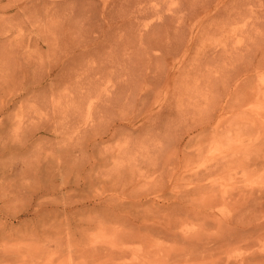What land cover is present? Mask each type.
<instances>
[{"label":"rangeland","instance_id":"1","mask_svg":"<svg viewBox=\"0 0 264 264\" xmlns=\"http://www.w3.org/2000/svg\"><path fill=\"white\" fill-rule=\"evenodd\" d=\"M24 1L0 4V65L6 66L0 68V101L8 90L7 107L0 116V264H264V230L218 233L212 219L187 214L190 176L203 171L196 164L200 151L185 146L187 137L176 151L178 138L185 136L183 85L201 68L223 67L222 61L206 65L208 50H221L230 40L229 51L243 49L238 57H245L246 38L238 39L252 29L251 56L258 55L259 48L264 54V0H241L250 12L247 17L257 21L243 16L241 25L231 26L210 18L211 11L205 17L197 14L205 1L216 0H113L106 8L111 21L107 19L105 37L97 41L99 49L77 59L71 58L73 54L63 56L74 45L79 48L101 35L95 32L101 24L89 20L91 5L101 9L98 0H29L25 7ZM141 1H148L143 10ZM190 10L197 11L196 19L195 15L190 19ZM56 66L58 75L53 74L49 84L45 76ZM6 77L8 89L1 83ZM263 77L264 72L255 74L254 84H261ZM175 85L176 93L171 91ZM250 119L240 126L257 123ZM37 125L42 133L20 149ZM108 129L111 137L103 136V143L94 141ZM211 132L208 129L204 138ZM240 134L245 141L257 137ZM221 137L212 136L219 144L217 151L226 140L229 144L235 139ZM252 153L239 155L242 161L228 176V189L235 184L236 192L264 190L263 167L254 173L242 167ZM191 154L194 166L187 161ZM217 160L223 168L228 162ZM218 162L207 164L204 171H222ZM211 184L220 189L221 182L217 185L212 179ZM189 198L199 202L205 194ZM253 199L249 197L251 203ZM228 213L242 227L264 217V210L222 209L224 217Z\"/></svg>","mask_w":264,"mask_h":264},{"label":"bare ground","instance_id":"2","mask_svg":"<svg viewBox=\"0 0 264 264\" xmlns=\"http://www.w3.org/2000/svg\"><path fill=\"white\" fill-rule=\"evenodd\" d=\"M30 1L32 2V0H30ZM30 1L29 0H25L23 2L24 7ZM112 1L113 0H98L97 1L98 2V6L101 7V9H95L96 7L93 8V5H91L93 10H91L92 11V14H91L92 16L90 17L89 20H91V18H92V20L93 19L95 20V23L99 22L101 24L100 28H102V29L99 28L97 30V28H96V30H97L96 31L95 28H94L95 32H98L101 35L99 37H97L95 40H94V38H95L94 37L93 39H90L86 43L85 42L80 43L79 46L80 45L81 46L79 48H78V45L75 46L73 44L74 46L72 48L71 53L69 52V53H65V55L63 54L64 55L63 56L64 59H66L67 56H70L68 54H73V57H71V58L72 59H77V58L81 57V55L91 52L92 49L93 50L96 49V48L99 49V47L97 46L99 42H97V41H99V39L101 37H105V35H104L105 34L104 30L106 29L105 27L111 21L110 17H113L110 14V16H109L110 19H108V14H107V10H106L107 6ZM212 1H215V0H212ZM240 1L241 0H216V2L205 1L204 4L201 5L200 13H199V11L198 12L196 11V12H197L198 15L199 14H203L204 17H205L211 11V15L209 14L208 16H210V18H212V19H217V20L220 19L218 22L221 25H224V26L225 25L229 26L230 24H234V23L238 24L240 21L244 22L246 18L247 19L250 18V17H247L248 16L247 13H248L249 10L246 11L248 9L246 3L242 4ZM1 2H2V0H0V4H1ZM243 2H244V0H243ZM147 3H148V1L147 2L141 1L140 4H142V5H140V8L143 10V8L145 7V5H147ZM135 5H134V7H135ZM245 5H246V7H245ZM243 6H244L245 10L242 9ZM13 7L16 9V8L19 7V4L18 5L17 4H13ZM24 7L21 10H23ZM136 7H137V5H136ZM138 7H139V5H138ZM140 8H138V9H140ZM133 9H135V8H133ZM136 11H137V8L135 9V16L138 14V13L136 14ZM139 11H141V10H139ZM196 12L194 11V13H193L191 10L189 11V13H192V14L189 15V16H191L190 19L193 17L192 15H195L194 18L196 19V17L198 16V15L196 16ZM133 13H134V11H133ZM145 14H146V11H145ZM145 14L142 15V16H145ZM243 16H245L246 18L244 17L245 19L244 18L242 19ZM249 16H251V15H249ZM121 17H123V15ZM182 17L187 18L186 16H182ZM124 18H125V16H124ZM252 18H250V19H252ZM107 19L110 20L108 23H107ZM132 19H133V17H132ZM140 19H142V18H140ZM255 19H256V17H254V19H252V21L256 22L257 20L255 21ZM191 20H193V18ZM131 21H130V23H131ZM220 21H222V22H220ZM252 21H250V23ZM259 21H261V20H258V22ZM133 22L134 21H132V24H133ZM242 22H240V25L242 24ZM95 23L93 25L94 27L96 25ZM99 23L97 24V26H99ZM111 23H113V22H111ZM128 24H125V25L127 26ZM248 24L249 23H247L246 25H248ZM252 24H254V23H252ZM118 25L119 24L117 23L116 26H118ZM218 25H215V27L218 26ZM256 25L258 27V25H260V24H256ZM256 25H253L251 27L255 30V28H256L255 26ZM221 27L219 26L218 28H221ZM119 28H122V27H119ZM244 28H247V27H244ZM115 29H116V27H115ZM94 30H92V31H94ZM210 30H209V33L211 31H213V30H211V31ZM146 31H149V30H146ZM244 31H245V34L242 35V37H241L242 39H238V40L244 41L245 38H246V42L248 44L246 46L247 47L246 48V52H245L246 56L245 57H238V55H240V52L243 49H240V48H237V47H232L233 49H231L229 51V49H230L229 46H230L231 43L228 44V48H229L228 49L227 48V42L230 41V40L225 42L226 48L224 46V47L221 48V50L217 49L216 47H214V48L211 47L208 50L209 55H207V53H206V61L208 62V64L206 62V65L209 66V63L214 64L213 62H215V61L216 62L217 61H222L223 62V65H222L223 67L220 68V70L218 68H216V69H218L216 71L210 70L209 67L207 68V66H206V68L204 70H202V68H201L200 69L201 71H199V74H196V75L192 76L185 83V85H183L185 87V95L181 94V95L184 96L183 97V101H184V103H186V106H187V109L185 110V113L183 114L184 115V119H182V120H184L186 122V124H185V122L183 123V126H184V124L186 126L184 128L185 129V131H184L185 136L182 135L183 138L182 137L180 138L178 136L180 139L178 138L179 142H177L178 144L176 143L177 144L176 151L179 148L180 144L183 143V139L187 137V141L185 142V146L186 147L193 146V147H196V148L198 147V150L200 151L199 152L200 155H198V161L196 162V164L198 165V169L199 170L200 169L203 170V171H201V170L200 171H196V173H192V175L190 176L188 190L186 191V197H188L186 201H187V204H189V207H188L186 212L189 215H195V217H200L201 220L209 219V218L212 219L213 220L212 223L216 226L215 229H216V231L218 233H220V231H222V230L225 233H255V232H259V231H263L264 230V217L263 216L261 217V220H259V222L257 224H250L249 226L242 227L241 225L236 224L237 218L234 217L233 213H230V214L228 213V217H224L222 215V209H224L226 207H230V208L232 207L235 210H237L239 208H243V209L248 210V212H250V213H251V211L259 210V211L262 212L264 210V207H263L264 206V190L255 191V189L254 190L250 189V191H248V190L247 191L246 190H239V191L236 192L235 191L236 189L233 188L235 184L234 185L232 184V189H228V187H227L228 184L226 185L228 176H231V174L233 176V174H235L237 172V167H238L239 162L241 160L240 158L238 159L240 154H244L245 153V155H247V153L252 151L254 153V156H255V157L252 156V158L247 159L246 161H244V164L242 163L243 166L241 165L242 167L251 168L252 170H250V171H252L253 173L256 172V171H259L258 169H260V167H263V170H264V131H263L264 130V128H263V126H264V107L259 105L260 103L264 104V101L263 102H259V100L264 99V82H263L264 81V77H263V79L260 78L261 79L260 80L261 84H259V85H255L254 82H253V78H254L255 74H258V73L261 74L262 72H264V54L261 53V48H259L258 55L254 54V55L251 56V53L254 52L252 50H254V49H250V47L248 48V46L252 45L248 41L251 39V36H252L251 34H252L253 30L251 29V30H247V31L244 30ZM244 31L242 33H244ZM203 33H205V32H203ZM209 33H207V34H209ZM211 34H213V33L211 32ZM211 34H209V35H211ZM144 35H145V32H144ZM206 37H209V36H206ZM212 37H214V35H212ZM143 40H144V38H143ZM143 40L141 42H143ZM94 41L97 42V43H95ZM100 45H102V44L100 43L99 46ZM75 48H76V51H74ZM187 50L188 49L185 50L184 55H186ZM146 52H147V54H149L148 50ZM164 57H166V56H164ZM172 57H174V56L172 55ZM232 57H235V58H232ZM14 58H16V57H14ZM14 58H12V59L10 58V59L14 60ZM10 59H8V61ZM202 62H204V61H202ZM64 63H65V61H62L61 66ZM0 68L5 69L6 68L5 63L0 65ZM58 72H59V69H58L57 66H56V68H52V69L50 68L48 70L46 76H45L46 81H48L49 84H51L53 82V80L52 79L48 80V79L51 78V76L53 74L58 75ZM60 72H64V74H65V75H63L64 77L67 76V74L65 73V70H61ZM8 77L3 78L1 80V83L4 84L7 89L10 86L9 85V81L10 80L8 79ZM66 78L68 79V77H66ZM69 78H70V76H69ZM166 78L167 77H165L163 79L166 80ZM63 79H65V78H63ZM67 79H65L66 82L68 81ZM183 80H184V78H183ZM179 81H180V79H179ZM145 83H147V82H145ZM176 86L177 85H175L174 88H172V90H171L172 92L176 93V91H175L177 89ZM5 92H6V94L3 92L4 97L0 101V116L2 115V113L5 111V108L7 107L6 103H7V98H8V90H6ZM177 92H179V91L177 90ZM262 107H263V109H262ZM236 112H237V114H238V112H240V114H238V116H236L235 115ZM36 115H37L38 118H42V110H41L40 113L37 112ZM250 115H251V118H253L252 120L253 121H257V123L254 122L253 126H247V127L240 126V124H241V122L243 120L247 121L248 119H250ZM252 120L250 122H252ZM29 123L30 122H28V124ZM175 123H176V121H175ZM5 124L6 123L4 122V125ZM241 125H243V124H241ZM247 125H249V123ZM2 126H3V122H0V128ZM39 126L34 132H31L30 134H28L27 136L24 137L23 141L19 145L20 149L24 150L27 147V143H30L31 139H33L35 137L36 133H38V132L42 133V127L40 128ZM91 129H92V127H91ZM208 129H210V131H212V132H211V134L209 136H207L208 138H204L206 136L205 134H206V131ZM0 131H2V130H0ZM43 131H45V128H44ZM240 132H244L245 135H249V136L252 135V137H254V135H256L257 137L255 139H253L252 141H248V140L245 141L246 137H245L244 140L240 138L241 137ZM213 133L214 134L221 133V135H222L221 140L223 138L228 137V136H231V137H233V139L234 138L235 139L231 140L232 143L230 142L229 144L227 142L228 140L225 139L226 140V144L223 145V143H220L221 145H223V146H220V147H223V148L218 149V151H217V148H218L219 144L218 145L214 144L215 140L212 139V136H214ZM107 135H109V137L112 136V134L110 136V129H108L102 135H96L97 138H95L94 141H96V140L98 141L99 140L100 143H101L102 141H104L103 140V136L106 137ZM219 135L220 134H218V136ZM245 135H243V136H245ZM3 136H4V134H3ZM109 137H107V138H109ZM248 138L251 139L250 137H248ZM205 139L207 140L206 142L204 141ZM216 139H218V138H216ZM218 140H220V139H218ZM0 142H1V140H0ZM204 144H206V146H203ZM4 147H5V145H4ZM3 149H1V151ZM215 149H216V151H215ZM160 150L161 149H159V151ZM189 150H191V149H188V152H189ZM26 152H28V151H26ZM187 156H188V154H187ZM220 158L228 159V162H225V167L224 168H223L224 163L221 164L217 160V159H220ZM176 159H178V158H176ZM185 160H186V158H185ZM215 160L219 163V165H220L219 168H222L223 170L222 171H220L221 169L220 170H218V169L215 170V169L210 168L212 166H208L210 169L206 168L207 170L204 171L203 167H205L207 164L208 165L211 164ZM187 161H189L190 165L194 166V164H195L193 162L194 161V156L192 154L190 155V158ZM24 170H25V168H24ZM246 173L247 172H245V174ZM189 174H191V173H189ZM250 175H251V173H250ZM243 177L245 179L246 176L243 175ZM212 179L214 181H217V185L220 184V182H221V185L219 186L220 189L215 190L213 188V185L212 184L210 185V183L212 182ZM253 181H255V179ZM230 184H231V182H230ZM253 184H254V182L252 183V185ZM241 186L242 185H240V187ZM253 188H257V187H253ZM262 188H263V186H262ZM197 193H199V194L200 193H202V194L204 193L205 194V198L202 199L199 202H197L195 199H190L189 198V197H192L193 195H196ZM184 195H185V193H184ZM248 195H249V197L251 196V197L255 198V199H253L254 203H251L252 199L250 201ZM247 200L249 201V203H246ZM186 201H185V203H186ZM200 202H202L203 204L200 203ZM223 212H224V210H223ZM246 213H247V211H246ZM246 216L248 217L250 215L248 214ZM237 217H239V216L237 215ZM244 220H245V218H244ZM241 222H243V221H241ZM209 223L211 224V222H209ZM204 224L205 223H203V225ZM213 224H211V225L213 226ZM206 227H207V225H206ZM204 229H206V228H204Z\"/></svg>","mask_w":264,"mask_h":264}]
</instances>
